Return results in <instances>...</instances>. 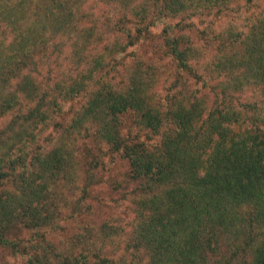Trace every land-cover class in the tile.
I'll return each mask as SVG.
<instances>
[{
    "label": "trees",
    "instance_id": "1",
    "mask_svg": "<svg viewBox=\"0 0 264 264\" xmlns=\"http://www.w3.org/2000/svg\"><path fill=\"white\" fill-rule=\"evenodd\" d=\"M86 1L0 0V248L23 264H264V12L89 0L108 6L98 17ZM227 8L235 16L195 42L169 21ZM156 24L147 62L136 48ZM87 138L136 182L117 250L107 222L55 238Z\"/></svg>",
    "mask_w": 264,
    "mask_h": 264
},
{
    "label": "rangeland",
    "instance_id": "2",
    "mask_svg": "<svg viewBox=\"0 0 264 264\" xmlns=\"http://www.w3.org/2000/svg\"><path fill=\"white\" fill-rule=\"evenodd\" d=\"M97 2L87 0L84 9L87 10L90 7L99 17L101 16L99 9H103L104 6V9H106L108 6ZM135 2L138 3L139 0H134ZM238 4H240L239 8L246 14L264 12V0H251L249 5H245L244 0H240ZM234 8L232 10L227 8L221 11L204 12L190 17L177 16L169 19V21L174 25V33L185 34L190 37L191 42H195L199 31L207 29L209 26L217 29L227 19L234 17ZM161 28V24L152 26L148 37L142 40L143 42H140L136 48V52L142 53L147 62L155 59L158 55L157 49L161 42ZM77 104L78 102L73 103L71 108H74ZM120 128L122 135L126 137H130L131 134L137 131L133 127L129 115L121 117ZM137 134L140 138H143L140 132ZM80 142L81 144L77 147L76 179L71 185L70 194L65 205L61 208V219H59L61 227L55 238L61 237L63 239L73 234L88 236L87 230L93 232L101 223L107 222L110 226L115 227L119 235L118 238L105 239V242L109 240L107 243L110 246L109 250L115 248L117 250V241L123 243L129 232L131 197L136 182L129 179L127 161L119 153L110 151L104 143L95 142L88 138ZM88 173H93L92 176L95 181H93V184L86 186V191L82 192V179ZM83 193L85 194L81 197ZM92 239H94V235ZM136 258L140 260L141 264H146L147 257L143 254L141 259L138 256ZM23 262L24 257L21 255L0 248V264H23Z\"/></svg>",
    "mask_w": 264,
    "mask_h": 264
}]
</instances>
